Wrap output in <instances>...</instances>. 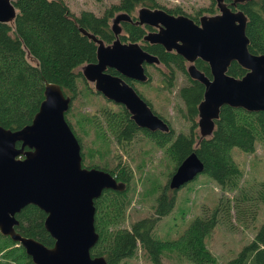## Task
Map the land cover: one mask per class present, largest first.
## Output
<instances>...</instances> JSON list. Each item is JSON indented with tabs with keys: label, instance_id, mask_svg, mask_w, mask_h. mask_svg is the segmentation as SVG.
<instances>
[{
	"label": "trees",
	"instance_id": "trees-1",
	"mask_svg": "<svg viewBox=\"0 0 264 264\" xmlns=\"http://www.w3.org/2000/svg\"><path fill=\"white\" fill-rule=\"evenodd\" d=\"M225 1L232 9L240 8L246 14V34L249 37L250 51L264 53V0H244L236 3V7L232 6L233 0ZM12 2L16 8L13 21H0V124L12 129L32 120L44 98L46 82L58 83L63 92L72 97V101L80 92L79 81L87 87L88 80L84 77L81 67L85 63L96 61L97 43L82 32L81 27L108 44L115 38L111 19L118 12H126L135 20L136 11L141 6L162 7L172 14H188L195 21L203 14L217 12L215 0H211L209 6L201 7L196 14L186 13L178 6L167 7L158 0H118L105 7L101 14L90 9L75 13L65 0ZM122 26L124 33L119 34L122 41H137L146 51L160 59V63L154 66L158 68L162 85L166 89L174 86L178 72L187 76V82L179 86L178 94L183 101L184 115L190 125L187 131L177 132L174 136L171 125L168 132L150 131L139 127L121 104L119 110H108L102 114L105 128L112 131L118 145L131 142L138 131L151 136L159 145L166 143L174 169L187 154L195 150L203 161L202 172L212 177L220 186L237 185L242 171L231 150L238 147L245 152H253L258 140L264 147V110L249 111L224 104L215 119L212 133L201 135L197 124V105L203 97L204 85L188 75L187 61L182 55L167 50L159 43L145 41L143 36L153 27L127 21ZM195 64L210 76L208 62L197 58ZM107 71L118 74L112 67ZM228 72L241 77L246 69L237 61H232ZM147 74L148 80H151L149 70ZM122 77L145 97L132 78ZM145 100L153 108L152 103L147 98ZM72 101L65 117L82 145L78 132L68 118ZM153 110L167 120L154 108ZM17 145L19 146L20 142H17ZM84 166L109 170L117 180L126 183L124 190L105 189L94 199V223L99 238L90 252L92 255H103L108 264H118L132 257L139 246L144 248L149 259L155 264H165L162 260L163 251L172 248L181 251L195 264H214L215 256L206 246L205 237L220 222L230 223L233 216L242 219L245 213H250L253 221L257 213L256 201L250 205L245 203L248 198L255 197L249 193L252 189L241 190L234 197L220 195L216 205L212 208L204 207L178 238L161 239L152 231L157 221L173 208L177 191L167 183L157 194L150 214L133 220L129 227H112L115 226L113 223L116 220L112 214L124 207L125 191L131 178L130 169L122 161H119L114 169L97 164ZM168 187L172 191L168 192ZM257 190L260 200L264 201V180L259 181ZM45 216L46 213L39 206L27 204L16 213L18 224L15 227L24 235L35 237L46 246H52L54 238L44 227ZM0 264L35 263L20 242L0 232ZM226 264H264V220L252 239L241 247L236 256L227 260Z\"/></svg>",
	"mask_w": 264,
	"mask_h": 264
},
{
	"label": "water",
	"instance_id": "water-1",
	"mask_svg": "<svg viewBox=\"0 0 264 264\" xmlns=\"http://www.w3.org/2000/svg\"><path fill=\"white\" fill-rule=\"evenodd\" d=\"M215 1L219 11L201 15L199 23L188 14L148 6L137 9L134 21L156 27L143 39L182 55L188 62V75L204 85L197 105L201 135L212 133L224 104L264 110V53L248 47L244 11L232 9L225 0ZM238 1L243 0L231 3ZM15 14L12 0H0V21L11 22ZM121 21L132 18L126 12L114 14L111 27L115 38L108 44L80 28L97 42L96 61L82 65V73L96 91L124 105L139 127L168 132L169 123L153 111L134 86L107 71L112 67L125 77L147 81L143 64L159 62L139 42L120 40ZM197 58L208 62L210 76L196 66ZM232 61L246 69L241 77L228 72ZM71 101L58 83L46 82L44 98L30 122L16 129L0 124V232L20 242L35 264H108L103 255L90 252L99 238L94 199L105 189L122 191L126 183L109 170L83 165L81 143L65 117ZM203 168L202 159L192 150L171 173L169 187L178 189ZM30 203L46 213L44 227L54 238L52 246L16 229V213Z\"/></svg>",
	"mask_w": 264,
	"mask_h": 264
},
{
	"label": "rangeland",
	"instance_id": "rangeland-1",
	"mask_svg": "<svg viewBox=\"0 0 264 264\" xmlns=\"http://www.w3.org/2000/svg\"><path fill=\"white\" fill-rule=\"evenodd\" d=\"M69 8L78 13L82 9H90L101 14L105 7L118 0H65ZM163 5L173 8L180 7L184 12L196 14L201 7L210 5L211 0H158ZM217 7V6H216ZM219 11L217 7V12ZM137 13V11H136ZM124 33L122 29L121 33ZM151 80L135 82V86L152 103L153 108L166 117L177 132L187 131L190 122L184 115L183 101L178 88L187 82V76L178 72L175 84L166 89L162 85V76L156 66L149 65ZM80 92L72 101L68 118L78 132L83 151L84 165L106 166L114 169L122 161L127 164L131 178L125 191L126 200L120 208L112 227H129L137 218L146 216L153 211L156 196L168 183L174 170V162L166 149V143L159 145L142 131H138L131 142L118 145L112 131L105 128L104 112L117 111L121 104L116 103L95 90L92 82L87 87L78 82ZM232 156L241 168L242 175L237 185L223 187L212 177L200 172L194 179L186 182L176 191L173 208L163 215L155 224L153 234L161 239H176L190 221L200 214L204 207H214L220 195L234 197L241 190L252 192L253 199L248 198L246 204L258 203L255 219L250 213L242 219L232 217L230 223L220 222L205 237L208 249L214 254V264H226L227 260L236 256L241 247L249 242L264 220V201L260 200L257 186L264 180V147L260 140L256 141L253 152H245L238 147L231 150ZM168 192L172 191L169 187ZM106 211V208H105ZM112 213L111 211H108ZM252 221V222H250ZM165 264H195L178 249H165L162 254ZM118 264H155L144 248L138 247L136 253Z\"/></svg>",
	"mask_w": 264,
	"mask_h": 264
},
{
	"label": "flooded vegetation",
	"instance_id": "flooded-vegetation-1",
	"mask_svg": "<svg viewBox=\"0 0 264 264\" xmlns=\"http://www.w3.org/2000/svg\"><path fill=\"white\" fill-rule=\"evenodd\" d=\"M216 6H217V5H216ZM215 13H217V12H215ZM208 14H213V13H208ZM113 16H114V15H113ZM131 17H132V16H131ZM112 18H113V17H112ZM132 20H133V18H132ZM193 20H194V19H193ZM134 21H135V20H133L132 22H134ZM194 21H195V20H194ZM199 21H200V20L195 21V22L199 23ZM124 22H125V21H121V26L123 25ZM127 22H130V21H127ZM111 23H112V19H111ZM147 25H148V24H147ZM149 26H150V25H149ZM151 27H153V28H152V29H148V31H149V30H156V29H157V28L154 27V26H151ZM122 29H123V26H122ZM121 31H122V30H121ZM120 33H121V32H120ZM120 33H119V34H120ZM114 35H115V34H114ZM118 36H119V35H118ZM119 38H120V37H119ZM120 40H121V39H120ZM121 41H122V40H121ZM123 42H124V41H123ZM170 51H174V50H170ZM187 63H188V62H187ZM153 64H156V63H153ZM153 64H148V63H145V64H144L145 69H146V73H147V70H148V66H149V65H153ZM107 69H108V68H107ZM117 73L120 74L118 71H117ZM120 75H121V74H120ZM147 75H148V74H147ZM122 76H123V75H122ZM148 79H149V75H148ZM148 79H147V81H149ZM132 80L134 81V83H135V82H147V81H138V80H135V79H132ZM90 82H91V81H90ZM140 95H141V94H140ZM141 96H142V95H141ZM142 97H143V96H142ZM143 98L145 99L146 97H143ZM119 104H120V103H119ZM151 108H152V107H151ZM152 109H153V108H152ZM153 111H154V110H153ZM154 112H155V111H154ZM166 121H167V120H166ZM167 122H168V121H167ZM169 125H170V123H169ZM198 128H199V127H198Z\"/></svg>",
	"mask_w": 264,
	"mask_h": 264
},
{
	"label": "bare ground",
	"instance_id": "bare-ground-1",
	"mask_svg": "<svg viewBox=\"0 0 264 264\" xmlns=\"http://www.w3.org/2000/svg\"><path fill=\"white\" fill-rule=\"evenodd\" d=\"M244 1V0H243ZM238 2H241V1H238ZM238 2H236V3H238ZM236 3L234 4V5H236ZM233 4H232V6H234ZM234 7H236V6H234ZM246 15V14H245ZM132 18V17H131ZM246 18H247V16H246ZM133 21V20H132ZM132 21H130V22H132ZM246 22H247V20H246ZM98 38V37H97ZM146 41V40H145ZM96 42V41H95ZM97 43V42H96ZM105 43V42H104ZM159 59V58H158ZM147 63V62H146ZM160 63V59H159V62L158 63H156V64H159ZM145 64V63H144ZM144 64H143V66H144ZM148 64H153V63H148ZM144 70H145V72H146V69H145V66H144ZM122 75V74H121ZM124 76V75H123ZM81 152H82V149H81ZM173 189V188H172ZM174 190H177V189H174Z\"/></svg>",
	"mask_w": 264,
	"mask_h": 264
}]
</instances>
